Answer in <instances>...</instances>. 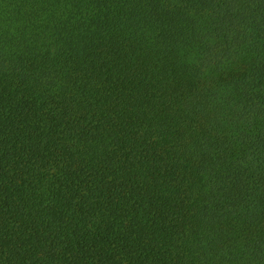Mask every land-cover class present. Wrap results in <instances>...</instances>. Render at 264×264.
<instances>
[{"label":"trees","instance_id":"1","mask_svg":"<svg viewBox=\"0 0 264 264\" xmlns=\"http://www.w3.org/2000/svg\"><path fill=\"white\" fill-rule=\"evenodd\" d=\"M0 264H264V0H0Z\"/></svg>","mask_w":264,"mask_h":264}]
</instances>
